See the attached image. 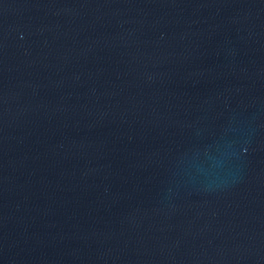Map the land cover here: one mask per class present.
Wrapping results in <instances>:
<instances>
[{
	"label": "water",
	"instance_id": "1",
	"mask_svg": "<svg viewBox=\"0 0 264 264\" xmlns=\"http://www.w3.org/2000/svg\"><path fill=\"white\" fill-rule=\"evenodd\" d=\"M0 264H264V0H0Z\"/></svg>",
	"mask_w": 264,
	"mask_h": 264
}]
</instances>
